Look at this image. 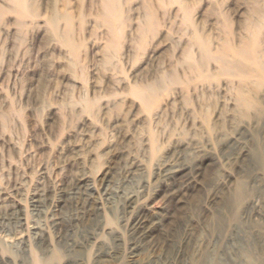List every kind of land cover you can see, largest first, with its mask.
Returning <instances> with one entry per match:
<instances>
[{"label": "rangeland", "instance_id": "rangeland-1", "mask_svg": "<svg viewBox=\"0 0 264 264\" xmlns=\"http://www.w3.org/2000/svg\"><path fill=\"white\" fill-rule=\"evenodd\" d=\"M48 1L38 0L44 12ZM126 2L133 19L115 54H97L92 23L76 29L85 47L74 70L42 20L19 28L15 15L0 16V264L55 253L56 264H264V88L262 110L240 112L238 78L213 74L202 85L177 64L187 50L201 54L180 19L164 21L159 10L166 26L138 45L143 1ZM220 2L234 43L249 21L264 24L254 13L263 0ZM190 3L211 34L215 2ZM165 73H178L187 90L168 87L147 113L129 88ZM88 104L98 106L93 115ZM241 181L248 198L227 206Z\"/></svg>", "mask_w": 264, "mask_h": 264}, {"label": "bare ground", "instance_id": "bare-ground-1", "mask_svg": "<svg viewBox=\"0 0 264 264\" xmlns=\"http://www.w3.org/2000/svg\"><path fill=\"white\" fill-rule=\"evenodd\" d=\"M7 1L10 6L8 3H6L9 6L8 9H4V7L0 6V16L4 13L15 15L19 28L25 27L28 23L33 24L42 20L49 31L48 33H50L51 39H53L54 42L56 41L58 45L64 47L67 52L70 53L71 58H74V60H72V58L70 62H73V70L75 69L78 56L81 54L80 50L85 47L83 40H79L76 37L77 28L83 32L86 30L87 26L92 23L94 32L100 38L99 41V39L96 40V36L92 37L96 40H91L93 43L90 42L92 47H98L96 51L97 54L98 49L101 48H104L111 53L116 47L118 48L119 45L117 46V44L122 42L121 40L124 36L125 26L128 22L127 17L130 16L127 14L130 13V11H125V4L128 3L126 2L127 0H50L51 4L49 3L50 1H48L47 6H49V4L51 6H49V9L46 12L42 10V5L39 4L40 2H38V0ZM74 1L79 4L78 15H75L76 13L73 11L72 5ZM142 1V5L140 4L142 15H139L141 21L139 20L136 22V24L139 23V25H136L137 27L135 26L137 28L135 31H138L137 33H139V37H136L139 38V43L135 38L132 40L135 42L137 41V44L141 45V43L146 40L145 38H148L147 36H149L150 33H157V31L164 26L163 22L166 21L165 18H167L170 23H173V21L176 23L175 21L180 19L181 28L184 30L182 31L189 37L192 46H196L201 54L196 57L192 50H187L188 52L186 51L183 59L177 62V64L182 65L186 73L196 78L199 83H202V85L210 81L213 74H218L222 77L238 78V84H235L232 88V92L234 91L233 99L235 98L237 110L239 109L240 112H259L262 110V103L256 95L264 88V53L261 49L262 43L264 42V24L262 25L260 21H249L248 24L246 23L244 25L242 33L239 34L240 39L238 40V43H234V35L236 36V31L233 30V24L229 17L222 12L221 6L223 4H221L220 0H212L215 3L211 8L209 7L208 15L216 21L210 26L212 32L209 35L204 32L202 25H199L200 23L198 24V22L195 21L194 13L199 7L198 4L190 2H196V0ZM261 3L262 7H260V5L257 6V8L254 9V13L256 12L258 15L260 14V20H264V0ZM210 4H212V2ZM159 10H162L163 13L165 12V17H163L165 19L164 21H162V17L158 16L160 13L158 12ZM138 17L136 18L137 20ZM129 18L133 19L131 17ZM159 18L162 20L160 21ZM207 19L209 18L207 17ZM262 23H264V21ZM217 30L223 33V37L221 36L219 40H214V37L211 35ZM97 31L101 32L98 33ZM100 33H102V35ZM135 36L136 35H134V37ZM144 43H146V41ZM109 52L108 54H110ZM106 55L107 54L104 56ZM110 55L103 58H107V61H110ZM111 59L113 60V56ZM112 60L110 62H112ZM213 62L217 64L216 67H211ZM72 66L70 65V67ZM214 69H217V71H214ZM184 84L186 83L178 73H165L160 77L159 81L153 82L144 87L136 86L133 88L130 87L129 89L132 96L136 97L143 103L144 107L142 108H144V111L147 110L148 113V111H152L154 107L158 106L160 98L163 97V92L166 91L168 87L181 85L187 90V87H185ZM166 92L164 93L166 94ZM87 100L85 101L86 103H88ZM72 107H74V105ZM97 107L93 104H88L82 109H84L85 113L93 115L92 112L95 111L96 113ZM204 116L205 120L209 122L208 115L206 114ZM254 157L259 162L262 161L261 149L256 150ZM246 186L245 181H241L237 184L232 196L226 199L227 206L231 204H242L248 198ZM216 219L219 220V223H222L223 221L222 215H218ZM141 224H143V222ZM243 254L245 255V253ZM34 256L35 264H56L61 255L55 253L52 255L53 257L45 261H41L35 254ZM255 262H258V260L250 259L251 264H254Z\"/></svg>", "mask_w": 264, "mask_h": 264}]
</instances>
